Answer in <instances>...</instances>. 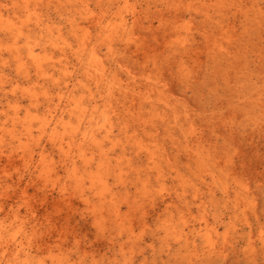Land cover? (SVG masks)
I'll return each mask as SVG.
<instances>
[{
	"label": "clouds",
	"instance_id": "9594fccd",
	"mask_svg": "<svg viewBox=\"0 0 264 264\" xmlns=\"http://www.w3.org/2000/svg\"><path fill=\"white\" fill-rule=\"evenodd\" d=\"M0 264H264V0H0Z\"/></svg>",
	"mask_w": 264,
	"mask_h": 264
}]
</instances>
